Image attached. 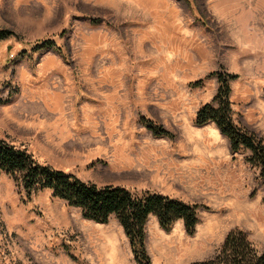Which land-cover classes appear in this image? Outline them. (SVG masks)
<instances>
[{"label":"rangeland","instance_id":"374dc122","mask_svg":"<svg viewBox=\"0 0 264 264\" xmlns=\"http://www.w3.org/2000/svg\"><path fill=\"white\" fill-rule=\"evenodd\" d=\"M0 26L14 32L0 39V138L97 185L199 203L191 234L147 217L153 264L209 258L232 229L264 251L259 166L193 120L217 87L208 73L235 74L232 117L264 144V0H0ZM0 264L137 263L114 215L85 218L0 171Z\"/></svg>","mask_w":264,"mask_h":264},{"label":"trees","instance_id":"16d2710c","mask_svg":"<svg viewBox=\"0 0 264 264\" xmlns=\"http://www.w3.org/2000/svg\"><path fill=\"white\" fill-rule=\"evenodd\" d=\"M12 30L0 26V39L14 35ZM50 38L35 41L32 49L52 46ZM216 76L217 87L210 101L202 103L194 114V123L213 122L226 136L229 149L249 150L247 160L259 166V176L264 179V144L252 130L237 124L232 117L229 100V80L235 74L210 71ZM264 99V87L262 89ZM4 101V100H0ZM139 120L154 135L171 133L151 118L143 115ZM0 171L11 175L26 195L36 190L48 189L51 195L77 206L83 217L96 222H107L114 215L126 235L132 257L137 264H153L145 249V222L154 215L159 226L168 230L180 219L184 230L191 234L198 222L199 203L184 201L148 189L131 190L120 184L97 185L85 181L74 173L38 161L32 153L0 138ZM264 200V197H263ZM188 264H264V251L259 250L241 229H232L224 236L217 252L209 258L192 260Z\"/></svg>","mask_w":264,"mask_h":264}]
</instances>
